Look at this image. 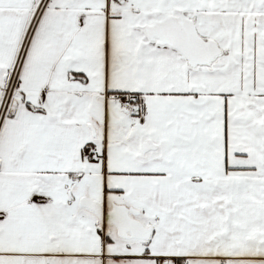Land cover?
<instances>
[{
  "label": "snow or ice",
  "instance_id": "1",
  "mask_svg": "<svg viewBox=\"0 0 264 264\" xmlns=\"http://www.w3.org/2000/svg\"><path fill=\"white\" fill-rule=\"evenodd\" d=\"M0 264H264V0H0Z\"/></svg>",
  "mask_w": 264,
  "mask_h": 264
}]
</instances>
